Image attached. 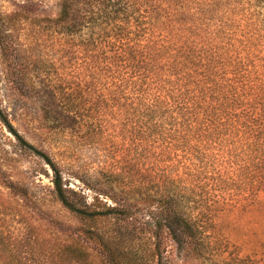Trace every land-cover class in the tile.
<instances>
[{
  "label": "trees",
  "instance_id": "1",
  "mask_svg": "<svg viewBox=\"0 0 264 264\" xmlns=\"http://www.w3.org/2000/svg\"><path fill=\"white\" fill-rule=\"evenodd\" d=\"M262 12L264 0H60L55 21L64 33L104 31L77 44L83 59L64 78L62 110L84 118L82 100L105 93V124H124L137 138L127 161L105 165V201L98 194L87 203L0 107V122L51 168L63 209L87 222L82 240L61 227L62 264L208 261L204 204L193 192L226 183L253 191L261 185L253 176L264 174V31L256 19ZM1 32L0 25V44ZM100 121L83 119L94 128ZM196 142L219 146L220 181L196 163L174 175L179 152L201 153ZM100 220L105 231L95 226ZM234 264H264V256Z\"/></svg>",
  "mask_w": 264,
  "mask_h": 264
},
{
  "label": "rangeland",
  "instance_id": "2",
  "mask_svg": "<svg viewBox=\"0 0 264 264\" xmlns=\"http://www.w3.org/2000/svg\"><path fill=\"white\" fill-rule=\"evenodd\" d=\"M59 4L60 0H0V107L14 131L56 165L65 186L90 203L107 190L105 165L115 159L127 161V146L137 138L124 124H105V93L82 100H87L84 118L62 110L59 96L69 92L64 78H70L78 58L83 59L76 54L77 44L101 38L104 31L64 33L55 21ZM256 19L257 28L264 31V12ZM96 115L102 122L96 128L83 122ZM196 144L206 157L179 152L174 175H186L196 163L220 181L219 146ZM52 177L43 158L0 122V264H62L57 248L62 226L74 238L84 239L81 229L87 222L63 209ZM253 178L261 183L253 191L231 189L226 183L193 192L204 204L201 220L208 244V261L200 264H234L236 259L264 256V174ZM99 197L105 201V196ZM95 226L105 231V220ZM172 250L169 245L167 254Z\"/></svg>",
  "mask_w": 264,
  "mask_h": 264
}]
</instances>
